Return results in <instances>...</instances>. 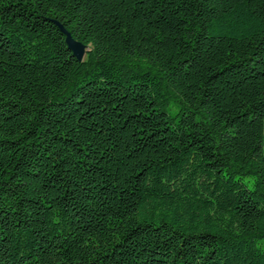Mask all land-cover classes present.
I'll use <instances>...</instances> for the list:
<instances>
[{"label":"trees","instance_id":"1","mask_svg":"<svg viewBox=\"0 0 264 264\" xmlns=\"http://www.w3.org/2000/svg\"><path fill=\"white\" fill-rule=\"evenodd\" d=\"M263 144L264 0H0V264H264Z\"/></svg>","mask_w":264,"mask_h":264},{"label":"water","instance_id":"2","mask_svg":"<svg viewBox=\"0 0 264 264\" xmlns=\"http://www.w3.org/2000/svg\"><path fill=\"white\" fill-rule=\"evenodd\" d=\"M57 27L61 31V33L66 38V44L68 49L73 53V56L76 58L77 61L83 62L88 49L84 44L75 40L70 32L59 22H56Z\"/></svg>","mask_w":264,"mask_h":264},{"label":"rangeland","instance_id":"3","mask_svg":"<svg viewBox=\"0 0 264 264\" xmlns=\"http://www.w3.org/2000/svg\"><path fill=\"white\" fill-rule=\"evenodd\" d=\"M263 150H264V144H263Z\"/></svg>","mask_w":264,"mask_h":264}]
</instances>
